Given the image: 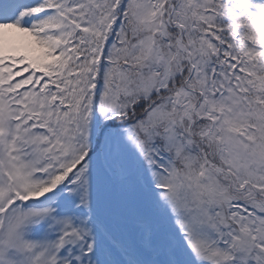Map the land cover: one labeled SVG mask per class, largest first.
I'll return each instance as SVG.
<instances>
[{"label":"snow or ice","instance_id":"snow-or-ice-1","mask_svg":"<svg viewBox=\"0 0 264 264\" xmlns=\"http://www.w3.org/2000/svg\"><path fill=\"white\" fill-rule=\"evenodd\" d=\"M0 264H264V0H0Z\"/></svg>","mask_w":264,"mask_h":264}]
</instances>
